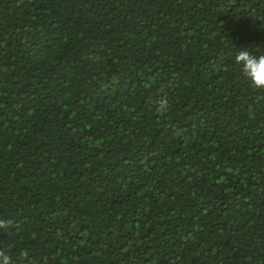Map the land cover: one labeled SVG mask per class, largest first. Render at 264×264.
<instances>
[{
    "label": "trees",
    "instance_id": "16d2710c",
    "mask_svg": "<svg viewBox=\"0 0 264 264\" xmlns=\"http://www.w3.org/2000/svg\"><path fill=\"white\" fill-rule=\"evenodd\" d=\"M241 48L264 53V0H0L13 264H264Z\"/></svg>",
    "mask_w": 264,
    "mask_h": 264
},
{
    "label": "clouds",
    "instance_id": "9594fccd",
    "mask_svg": "<svg viewBox=\"0 0 264 264\" xmlns=\"http://www.w3.org/2000/svg\"><path fill=\"white\" fill-rule=\"evenodd\" d=\"M234 63L240 66V70L251 85L257 90H264V53L254 54L241 48L234 56ZM158 110L167 109V100L160 99ZM14 221L11 218L0 217V229L7 232L12 229ZM0 264H13L11 256L8 254L6 247H0Z\"/></svg>",
    "mask_w": 264,
    "mask_h": 264
}]
</instances>
